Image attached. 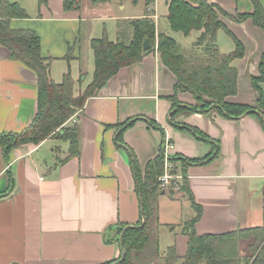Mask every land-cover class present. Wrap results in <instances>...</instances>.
<instances>
[{"label":"crops","instance_id":"1","mask_svg":"<svg viewBox=\"0 0 264 264\" xmlns=\"http://www.w3.org/2000/svg\"><path fill=\"white\" fill-rule=\"evenodd\" d=\"M207 1L217 3L229 14L238 11L237 6L234 11L226 9L220 0ZM159 2L164 0H156L153 7L156 30L168 31L167 6L164 2V14H157L155 5ZM37 9L36 14L11 19L10 25L35 30L42 56L52 57L51 79L56 82L54 76L59 72L62 75L66 64L78 90L83 85L78 82L82 74L78 64L82 60L80 36L87 18L79 10H66L63 0H48L37 4ZM251 9V2L245 1L240 11ZM139 13L117 19L141 17L145 10ZM222 20L244 44V36L235 29L249 24L253 32L256 56L252 59L245 55L242 59L237 69V93L227 99L255 105L258 92L251 77L259 73L264 31L252 25L250 19ZM68 43L74 44V58L69 62L62 58ZM174 84L175 75L152 50L140 61L121 67L65 122L78 127L77 154L69 155V142L58 137L15 146L7 153L0 147V264H101L121 255L113 237L114 228L138 223L141 214L130 157L118 144L116 125L131 117H142L122 134V143L131 148L141 171L167 141L173 145L164 150L169 157L196 159L212 150L209 143L169 122ZM259 86L264 92V81ZM37 91L35 71L12 58L0 45V133L22 131L32 122ZM176 96L183 104H195L188 91H178ZM145 118L162 129L152 128ZM174 119L201 129L220 145L217 158L202 165L189 164L182 174L194 201L202 207L195 231L221 233L264 225V130L258 117L249 113L229 118L211 109L184 110ZM180 200L185 201L181 190L163 191L158 197L157 222L183 226L191 219L193 212L184 220ZM186 243V235L181 234L171 245L183 255Z\"/></svg>","mask_w":264,"mask_h":264},{"label":"trees","instance_id":"2","mask_svg":"<svg viewBox=\"0 0 264 264\" xmlns=\"http://www.w3.org/2000/svg\"><path fill=\"white\" fill-rule=\"evenodd\" d=\"M38 6L46 4L48 0H36ZM142 1L145 14L141 17L122 19L117 21L116 39L110 40L104 34L90 39L93 52L94 69L91 80L84 88L75 89V82L70 68L63 72L59 82L50 77V62L52 57H44L40 49L39 34L30 28H15L10 25L13 18L27 16L25 10L10 0H0V45L5 47L12 58L23 62L35 71L37 77V110L32 122L19 132L0 133V147L5 153L12 147L25 143L37 144L47 137H58L69 142V155L77 154L78 127L76 124L65 126V122L78 110L83 108L86 99L95 95L111 76L123 67L140 61L145 54L152 50L158 52L161 62L175 75L174 94L169 99L173 101L169 122L177 128L192 134L197 140L211 145V152L202 158H188L183 156L170 157L179 160L181 166L172 164L173 173H185L189 164H205L218 157L219 142L211 138L201 129L175 121L177 112L184 110L207 112L215 109L219 114L229 118H238L244 114H255L264 130V92L259 83L264 81V52L258 63L259 73L251 77L252 86L257 90L255 105L231 102L227 98L237 93L238 70L233 64L235 57H242L244 46L241 40L228 28L223 17L235 22L251 19L253 23L264 31V10L261 0H249L251 11H236L229 14L217 3L207 0H164L167 11L165 18L168 31H157L153 16L156 0ZM66 10L78 9L79 0H63ZM223 29L234 42V50L223 53L216 43V34ZM188 36L196 34L189 49L183 48L176 35ZM147 40L149 48L143 49V42ZM74 44H67V51L62 57L69 62L73 55ZM83 75L79 76V85ZM178 91L190 92L195 104H183L177 99ZM142 117L135 116L119 123L117 141L129 154L133 174L135 177V191L140 201L141 219L134 225L114 228V240L121 248V255L111 261L101 264H135L134 254L142 252L149 240V221L156 219L158 212V197L163 192L159 187V176L164 172V147L146 162L144 170L139 168L137 159L131 148L122 143L123 132ZM149 126L162 129L155 121L145 118ZM10 182L12 177L9 176ZM184 191L191 200L194 216L186 221L182 227V234L186 235L187 243L182 262L175 245H169L162 256L165 264H264V225L237 228L221 233H202L195 231V223L202 214V207L194 201L187 186L186 179H182L179 189ZM170 190L169 193H172ZM107 237V235H105ZM111 238H108L110 241ZM106 240V239H105ZM241 241H248L246 247L250 253L240 255L238 250Z\"/></svg>","mask_w":264,"mask_h":264},{"label":"rangeland","instance_id":"3","mask_svg":"<svg viewBox=\"0 0 264 264\" xmlns=\"http://www.w3.org/2000/svg\"><path fill=\"white\" fill-rule=\"evenodd\" d=\"M10 1L17 2L28 14H36V12L38 11L36 0H10ZM240 1L241 0H239V2L238 0H220V2L227 7L226 9H229L231 11H234L236 6L238 7V11H240L242 6H244L245 1L249 3L248 0H244L243 2ZM80 2H81L80 8L77 10H79V13L82 15V17L85 16V18H87V21L82 24V30L80 36V40H81L80 44L82 47V54H81L82 60L81 62L78 63L81 66V72L83 77L85 78V80L82 81L83 82L82 88H84L85 85L90 81L94 69L93 54H92V50L89 47L90 39L95 37H100L105 34L108 37V39L115 40L117 33V24H116L118 21L117 17L131 13L140 14L139 12L141 11L143 12L145 10V7L142 1H138L134 3L132 2V0H80ZM120 5H124L125 9L122 10ZM261 6L264 10V0H261ZM155 10L157 14L160 15L164 14V11L166 10L164 2H159L158 4H156ZM251 21L252 20L250 19V22ZM162 23L163 20L160 19V24ZM251 24L255 25L253 21L251 22ZM248 25L249 24H244L242 25V27L239 26V28L235 29V31L243 35L246 40L245 44L241 40L244 46L243 56L240 58L235 57L233 59V64L237 67V69L240 65V62L245 57V55H247L252 59H254L256 56L257 50H256V44L252 38L253 32L250 30ZM176 39L185 49H189L191 47L192 40L193 41L195 40L193 34L188 36H182L180 34H177ZM216 43L219 50L226 54L232 52L235 48L233 39L223 29H219L217 31ZM57 65L59 67V65L61 66V63ZM63 65L65 68L64 70L66 71L67 70L66 64ZM61 76H62L61 72H59L58 75L54 76V78L56 77V79L54 78L53 79L56 80V82H59L61 80ZM66 125L68 126L69 124H65V126ZM171 164H173L175 167L178 168L181 166V162L175 159H173V162H171ZM181 194L185 201L182 202V200H180L179 203L182 202L184 205L182 208V214L184 220H186L190 218L189 213L190 212L195 213V211L191 205V200L189 199L188 195L184 191H181ZM164 199L165 198H162L161 200L162 203ZM163 211L166 214L164 208ZM148 225H149V229H148L149 240L146 245V248L142 252H137L134 254L135 264H165L164 259H162V256L165 254L167 246L173 244L175 238H177L182 234L183 226L175 223L167 224L166 221L157 222L156 219L150 220ZM203 232H209V229L204 230ZM247 243L248 241H241L239 243L238 250L240 252V255H245L250 253L249 249L246 247ZM179 256L181 258H179L178 262L181 263L182 255Z\"/></svg>","mask_w":264,"mask_h":264},{"label":"built area","instance_id":"4","mask_svg":"<svg viewBox=\"0 0 264 264\" xmlns=\"http://www.w3.org/2000/svg\"><path fill=\"white\" fill-rule=\"evenodd\" d=\"M173 148V145L167 141L165 148ZM166 151V150H165ZM164 151V172L159 176V187L163 191L177 190L184 176L181 173L171 171L172 164L168 154Z\"/></svg>","mask_w":264,"mask_h":264},{"label":"water","instance_id":"5","mask_svg":"<svg viewBox=\"0 0 264 264\" xmlns=\"http://www.w3.org/2000/svg\"><path fill=\"white\" fill-rule=\"evenodd\" d=\"M147 48H149V43H148L147 40H145V41L143 42V49H147Z\"/></svg>","mask_w":264,"mask_h":264}]
</instances>
